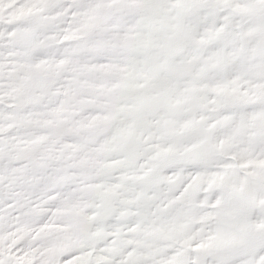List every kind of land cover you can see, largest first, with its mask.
I'll use <instances>...</instances> for the list:
<instances>
[{"label":"snow or ice","instance_id":"snow-or-ice-1","mask_svg":"<svg viewBox=\"0 0 264 264\" xmlns=\"http://www.w3.org/2000/svg\"><path fill=\"white\" fill-rule=\"evenodd\" d=\"M0 264H264V0H0Z\"/></svg>","mask_w":264,"mask_h":264}]
</instances>
